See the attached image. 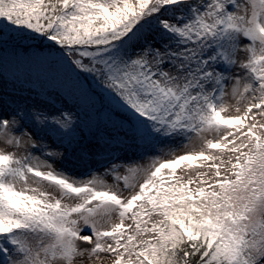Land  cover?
Segmentation results:
<instances>
[{
    "label": "snow or ice",
    "instance_id": "1",
    "mask_svg": "<svg viewBox=\"0 0 264 264\" xmlns=\"http://www.w3.org/2000/svg\"><path fill=\"white\" fill-rule=\"evenodd\" d=\"M0 264H264V0H0Z\"/></svg>",
    "mask_w": 264,
    "mask_h": 264
}]
</instances>
